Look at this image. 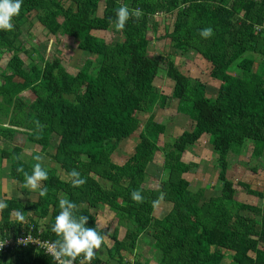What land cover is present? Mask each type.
<instances>
[{"label":"trees","instance_id":"1","mask_svg":"<svg viewBox=\"0 0 264 264\" xmlns=\"http://www.w3.org/2000/svg\"><path fill=\"white\" fill-rule=\"evenodd\" d=\"M122 4L139 10V15L134 14L123 30L115 29L119 39L107 44L94 34L114 27L115 10ZM158 15L171 24L166 23L156 38L168 40L174 56L192 51L206 62L205 82L179 71L174 56H148V33H157ZM31 20L55 38L73 39L77 50L92 59L76 74L68 73L58 58L44 60L40 54L26 67L20 37ZM13 23V30H0V137L8 142L23 134L39 152L33 151L26 161L20 159L21 148L8 145L0 151V160H7L8 176L20 183L22 194L27 193L24 174L36 163L47 168L49 177L41 182L47 195L38 194L36 202L5 199L1 238L16 237L29 224L43 239L54 241L51 225L59 200L67 197L77 204L78 214L89 216L88 226L113 243L106 248L107 258L101 255L103 243L91 264H146L122 254H139L141 236L151 239L145 243L154 264H224L226 256L227 264H264V188L256 191L239 182L247 195L261 202L260 207L243 203L235 199V185L227 178L230 154H240L245 147L256 162L245 166L255 174L258 169L264 172V0H23ZM208 26L214 34L204 39L199 33ZM6 53L10 57L1 68ZM161 73L172 83L171 94L162 96L154 84ZM212 81L218 84L215 96L207 91ZM26 91L34 97L30 103L21 97ZM168 101H175L176 113L187 116L192 126L160 144L166 126L156 117ZM132 137V154L114 163L112 155ZM207 137L218 169V191L210 197L204 188L190 189L185 175L198 166L183 160L189 147ZM157 153L162 155L160 166L154 160ZM44 160L67 175L78 170L87 183L73 187L70 177L61 179L58 169ZM149 167L157 169V186H147ZM136 190L142 202L132 199ZM159 201L170 209L156 218ZM105 208L124 228L121 239L118 227L109 234L97 226L98 212ZM18 210L25 219L11 220ZM28 213L34 217L26 218ZM78 261L88 264L83 258ZM0 264L56 263L33 247H19L0 252Z\"/></svg>","mask_w":264,"mask_h":264},{"label":"rangeland","instance_id":"2","mask_svg":"<svg viewBox=\"0 0 264 264\" xmlns=\"http://www.w3.org/2000/svg\"><path fill=\"white\" fill-rule=\"evenodd\" d=\"M102 5L99 9V14H101ZM157 20L159 23V27L157 29V33L153 35L151 32L148 33V36L150 37V45L148 49V56L150 57H160V56H174L172 54L173 49L171 48L170 42L168 40H158L156 37L160 36L164 32V27L166 26V23L170 22L171 19L164 17L163 15H158ZM32 25H25L23 26V34L20 37V41L24 44V52H21V57L25 61V66H28L29 60H35L38 61V54L41 55V57L44 60H52L53 58H58L61 62V65L64 67V69L70 73V74H76L79 69L84 65L85 61L88 59H92V56L88 55L87 53H83L79 50H77V42L74 41L71 38L68 37H53L52 35L46 33L44 29L41 28V26L36 23L35 20H31L30 23ZM27 29V31L25 30ZM94 36L100 37L105 40L107 44L114 43L117 41L120 37L118 35L117 31L114 27H111L106 32H100L95 33ZM156 38V40L154 39ZM35 50V52H31ZM25 51L30 52V56H28ZM10 55L8 53L4 54L2 56V62H1V68H4L7 60L9 59ZM174 61L176 64V67L179 71H181L186 76H192L193 78H197L205 82L206 79H208V65L206 62H203V60L196 55L194 52H189L187 56L182 57L180 54H176L174 57ZM234 66H232L233 68ZM233 71L236 72L235 68H233ZM154 84L158 89H160V94L167 95L171 94V85L169 79L165 75L161 73V75L155 79ZM207 91L209 95L215 96L217 93V82L208 83L207 84ZM21 97L24 101L30 103L34 97L33 95L26 91L21 94ZM161 103V102H160ZM185 115H178L175 111V101H168L165 106L160 108L157 115V120L164 124L166 126V133L165 136H162L159 138V143H163L164 141H167L168 139L171 140L177 136H179L183 131H188L191 129L192 123ZM147 117L146 114L140 115L141 123L140 127L142 126L143 120ZM55 138V137H54ZM203 141H199L196 145L193 147H189L183 156V160L185 162H193L197 164V168L193 169L190 174L185 175V179L190 183V189L192 191L197 190L199 188L206 189L205 196L210 197L211 195L217 194L218 186H217V175H218V169L216 167L215 162V156L213 153H211V150L206 143L208 142L207 139L203 138ZM57 139L53 141V147L56 146ZM9 144L12 147H19L22 149V153L20 154V159H24L26 161H30L32 158V152H39L38 148L32 147L31 144H28L25 141V136L23 134H17L15 135L12 140L6 141L2 137H0V147L2 148ZM135 146V137H132L131 139L124 140L119 145L117 151L112 155L111 160L114 163L121 164L123 163L127 157H129ZM32 147V148H31ZM23 148L27 149V152L23 151ZM33 149V150H32ZM50 153L52 152V149L48 150ZM250 148L245 147L243 150H241L240 154L231 153L229 157V165H228V171H227V178L231 180V182L234 183L236 188V195L235 199L238 201H241L243 203H248L252 205H257L260 207V200L247 195L246 191L238 186V183H245L248 184L251 189L256 191H261L264 188V172L261 169L257 170V173H252L249 170L248 166H245V163H249L252 166H256V162L250 160ZM39 156V155H38ZM42 157V156H40ZM155 164L157 166H160L162 163V155L160 153H157L155 156ZM44 163L49 165L50 162L47 160H44ZM244 163V164H243ZM7 165V164H6ZM56 167L59 171L60 178L63 180H68L69 176L64 172L61 171L56 165L50 164L49 166ZM8 167V166H7ZM6 169V168H3ZM7 170V169H6ZM157 169L155 168H148L147 169V178L150 179L149 184L147 186H157L155 178L157 179V176L155 175ZM8 176V171H7ZM9 177V176H8ZM10 180V179H9ZM12 185L18 187L20 183L16 182L15 180H12ZM106 188H109L108 184L104 183ZM42 186V183H41ZM1 187L0 186V193H1ZM19 188V187H18ZM26 189V188H25ZM28 189V191H27ZM27 194H30L29 197L23 196L20 198V193L14 192L13 197H17V199L20 200L21 203L29 202V200H35L37 195L39 194L38 191H33L30 188H27ZM15 190V189H13ZM20 191V189H18ZM30 192V193H28ZM32 194V195H31ZM1 196V194H0ZM10 197V196H9ZM29 199V200H27ZM167 205L166 203L159 201L156 209L154 211L155 217H163L167 214ZM11 217V216H10ZM1 219V218H0ZM97 226L100 229H106L109 234L112 233L114 227L119 228V234L118 238L121 239L124 235V228L120 225H118L116 217L107 210H101L98 212L97 215ZM141 241L138 244L137 251L139 254L135 256L129 255L126 252L122 253L125 258L128 259H139L140 263H146L150 264L149 262L152 261V257H155L151 247L149 244L145 243V239L151 240L149 237L141 236ZM104 247L102 248L101 255L103 258H107V255L105 253L106 248H110L113 243L108 238L105 237L104 240ZM137 257V258H136ZM150 258V260H148ZM152 259V260H151ZM229 256H226L224 259V264H227L229 262ZM148 261V263L146 262ZM110 264H117L116 261L112 260L110 261ZM152 264V263H151Z\"/></svg>","mask_w":264,"mask_h":264},{"label":"clouds","instance_id":"3","mask_svg":"<svg viewBox=\"0 0 264 264\" xmlns=\"http://www.w3.org/2000/svg\"><path fill=\"white\" fill-rule=\"evenodd\" d=\"M23 0H0V30H13V18L18 16L21 11ZM139 15V10L130 9L128 4H122L115 10V20L112 21L116 30H123L133 15ZM214 34L211 26L202 28L199 35L208 39ZM35 159L39 161L40 156ZM24 186L33 191H38L41 197L48 193L47 186H41V182L46 181L49 172L41 163H36L31 173L25 172ZM73 187H82L87 183L85 177L81 173L72 169L68 173ZM132 199L142 202L144 197L140 191L132 192ZM7 202L0 199V209L6 208ZM59 212L55 216L51 225V231L56 235V239L49 244L50 252L56 264H76L78 258H83L91 264L93 258L98 254L105 240L96 227L88 226L89 216L81 215L77 212V204L67 197L59 200ZM15 216L18 221L25 219L23 211H16ZM0 239H3V237ZM6 241L0 242L2 247Z\"/></svg>","mask_w":264,"mask_h":264},{"label":"built area","instance_id":"4","mask_svg":"<svg viewBox=\"0 0 264 264\" xmlns=\"http://www.w3.org/2000/svg\"><path fill=\"white\" fill-rule=\"evenodd\" d=\"M3 241H6V243H4L2 247H0V252L14 250L19 247H33L36 250L42 251L46 256L52 258L50 252L48 251L49 244L52 241L43 239L41 237V231L36 230L33 225H23L22 230L16 237L0 239V242ZM54 263H56V261H54ZM76 264L81 263L78 261L76 262Z\"/></svg>","mask_w":264,"mask_h":264},{"label":"crops","instance_id":"5","mask_svg":"<svg viewBox=\"0 0 264 264\" xmlns=\"http://www.w3.org/2000/svg\"><path fill=\"white\" fill-rule=\"evenodd\" d=\"M9 144H7L6 146H4L3 147V145H2V148L0 147V151H4L5 149H6V147L8 146ZM9 148V147H8ZM7 148V149H8ZM23 151L24 152H27V149L26 148H23ZM7 164V165H6ZM8 166V167H7ZM3 168H6V169H3ZM8 169H9V164H8V162H7V160H0V186H3V187H1V196H0V199H2V200H5V199H16V200H19V199H17V197L15 198V196L13 197L12 195H14V192L16 193V192H18V193H20V198L21 197H23V196H26V197H29L30 196V194H22L19 190H18V187H16V186H14V185H12L11 183H12V180L7 176V171H8ZM10 179V180H9ZM26 188V187H25ZM13 189H15V190H13ZM27 189V188H26ZM27 191H28V189H27ZM28 193H30V192H28ZM32 195V194H31ZM10 196V197H9ZM37 198H38V195L36 196ZM37 198L35 199V200H29V199H27V200H29V202H36L37 201ZM20 201V200H19ZM163 202V201H162ZM26 203V202H25ZM166 205H167V208H168V210L170 209V205L168 204V203H166ZM105 210H107V211H109L108 209H106L105 208ZM168 210H167V212H168ZM14 217H15V214L14 213H12L11 214V217H10V219L12 220V219H14ZM34 216L31 214V213H28L27 215H26V218H33ZM0 218H1V209H0ZM156 218H158V217H156ZM159 218H161V217H159ZM1 220V219H0ZM131 260V259H130ZM148 260H150V258L148 259ZM150 264L152 263V264H154L152 261H150L149 262Z\"/></svg>","mask_w":264,"mask_h":264}]
</instances>
